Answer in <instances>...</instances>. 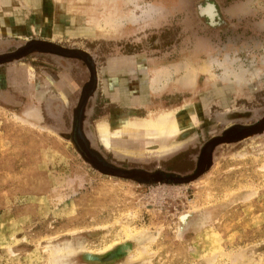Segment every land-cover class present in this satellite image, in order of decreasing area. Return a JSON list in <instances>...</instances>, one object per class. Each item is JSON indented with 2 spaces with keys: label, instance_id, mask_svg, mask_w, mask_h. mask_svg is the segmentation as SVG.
Returning a JSON list of instances; mask_svg holds the SVG:
<instances>
[{
  "label": "rangeland",
  "instance_id": "obj_1",
  "mask_svg": "<svg viewBox=\"0 0 264 264\" xmlns=\"http://www.w3.org/2000/svg\"><path fill=\"white\" fill-rule=\"evenodd\" d=\"M258 29L264 0H0V57L74 52L0 62V264H264ZM185 106L198 124L168 153L101 144L99 123Z\"/></svg>",
  "mask_w": 264,
  "mask_h": 264
},
{
  "label": "bare ground",
  "instance_id": "obj_2",
  "mask_svg": "<svg viewBox=\"0 0 264 264\" xmlns=\"http://www.w3.org/2000/svg\"><path fill=\"white\" fill-rule=\"evenodd\" d=\"M212 4L206 3V5L200 6L199 15L204 17L207 22H219L220 16L216 6ZM216 12L218 18L216 17ZM42 42L53 47L51 43ZM61 49L64 50L63 48ZM199 116V112L188 106L173 113H155L149 119L129 118L113 127L108 123L102 122L97 125V129L102 146L112 152H125L130 151V149L140 152L139 145H144L145 147L153 145L156 150L159 149L162 153H168L176 147L174 142L179 134L185 133L198 124ZM133 142H136V148L133 146ZM207 158L208 155L205 153L203 159ZM182 219L184 220L183 217Z\"/></svg>",
  "mask_w": 264,
  "mask_h": 264
},
{
  "label": "water",
  "instance_id": "obj_3",
  "mask_svg": "<svg viewBox=\"0 0 264 264\" xmlns=\"http://www.w3.org/2000/svg\"><path fill=\"white\" fill-rule=\"evenodd\" d=\"M207 4H211L209 2H207ZM213 5V4H212ZM199 6V5H198ZM197 6V7H198ZM198 16H199V13H198ZM201 17V16H199ZM216 17H217V12H216ZM202 18V17H201ZM218 18V17H217ZM207 24L210 26V27H215V26H218V21L217 22H214V23H211L210 21L207 22ZM49 43V42H48ZM31 48H36V49H40V50H45V51H48V52H51V53H57V54H60V55H64V56H71V55H74V52H66L65 50H62L61 48H58V47H53L50 46L49 44L47 43H44V42H38V41H31V42H28L23 48H21L20 50H17L16 52H14L12 55H9V56H3V57H0V62L6 60L7 58H12V57H18V56H21V55H24L25 53H27ZM207 154L209 153V148H207L204 152V154ZM204 157V155H203ZM202 157V160L201 162L199 163L198 165V171H197V175L200 174L202 172V170L205 168L206 166V163H208V159H203ZM104 171V170H102ZM105 173H110L108 171H104ZM114 175L118 176V177H122V178H128L131 176L130 173L128 172H121V171H115L113 172Z\"/></svg>",
  "mask_w": 264,
  "mask_h": 264
},
{
  "label": "crops",
  "instance_id": "obj_4",
  "mask_svg": "<svg viewBox=\"0 0 264 264\" xmlns=\"http://www.w3.org/2000/svg\"><path fill=\"white\" fill-rule=\"evenodd\" d=\"M129 63H127V65H128ZM144 63L143 62H141V61H138V65H137V67H143L144 68V71L142 72V73H146V74H149V69H150V67H151V65L149 64V65H143ZM124 65H122V61H116V62H111L110 63V71H108V72H110V76H108L110 79H115V77L117 78V77H119L118 76V74L117 73H120V72H124V70H120L121 68L122 69H124V67H123ZM132 66V65H131ZM153 67H158L159 69H162V68H166L165 66H154L153 65ZM117 71V72H116ZM116 72V74H117V76H115V77H113V74ZM126 73H127V71H125ZM121 74V73H120ZM121 77H125V76H123V74H121ZM114 81V80H113ZM112 84H113V91H111V96H112V98H115V99H118V97H117V85L118 84H120L121 85V83L119 82L118 83V81H114V82H112ZM138 86V85H137ZM121 87H124L123 89H125V87H126V89L128 90V84H126V86H123V85H121ZM143 88V87H142ZM139 89V86L138 87H136V90H138ZM170 89H171V87H170ZM116 94V96L114 95V94ZM131 102V105L132 104H138L139 105V99L137 100L135 97H132V99L130 100ZM111 102L112 103H115V100L114 99H112L111 100Z\"/></svg>",
  "mask_w": 264,
  "mask_h": 264
},
{
  "label": "flooded vegetation",
  "instance_id": "obj_5",
  "mask_svg": "<svg viewBox=\"0 0 264 264\" xmlns=\"http://www.w3.org/2000/svg\"><path fill=\"white\" fill-rule=\"evenodd\" d=\"M253 4L255 5L256 3L255 2H253ZM215 5V4H214ZM217 9V8H216ZM218 11V10H217ZM219 14V13H218ZM240 16H245V17H251V14H247V15H239L238 17L240 18ZM219 19H220V17H219ZM220 24H222V22H220V20H219V22H218V25H220ZM264 34V29H258L257 30V33L256 34ZM88 91L90 92L91 91V88H89V86H86L85 87V90H84V94H86V93H88ZM84 99H85V97H83ZM238 116H240V115H238ZM233 136H236V135H233ZM74 142H76V138H75V140H74ZM77 143H79L78 141H77ZM210 147H212V145H209ZM207 147V148H209V153H208V161H209V159H210V156H211V149H210V147ZM206 148V149H207ZM201 162V161H200Z\"/></svg>",
  "mask_w": 264,
  "mask_h": 264
}]
</instances>
